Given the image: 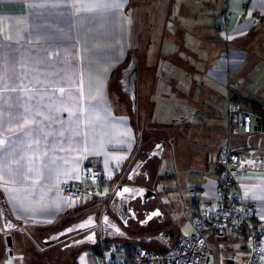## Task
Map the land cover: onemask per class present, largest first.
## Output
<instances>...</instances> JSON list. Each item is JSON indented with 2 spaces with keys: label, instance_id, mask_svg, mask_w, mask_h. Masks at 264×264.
I'll use <instances>...</instances> for the list:
<instances>
[{
  "label": "crops",
  "instance_id": "crops-1",
  "mask_svg": "<svg viewBox=\"0 0 264 264\" xmlns=\"http://www.w3.org/2000/svg\"><path fill=\"white\" fill-rule=\"evenodd\" d=\"M131 53L138 62L137 115L119 83ZM244 98L264 105V0H0V209L7 207L18 227L34 231L76 206L110 198L136 159L161 141L136 155L146 121L170 130L169 136L173 129L183 138L189 129L199 136L214 132L219 150L230 146L264 159L257 117L249 135L229 130V102L238 99L251 111ZM96 155L105 158L97 192L79 201L67 198L60 182L79 181L84 163ZM155 158L144 168L154 189L155 182L175 181L178 172L182 180L189 174L185 185L168 190L196 197L192 216L214 199L217 155L205 164L174 157V169L162 181L152 173ZM233 185L264 218V167L236 176ZM159 209L166 217L167 210ZM169 227L173 245L183 235ZM3 230L0 264H12ZM207 238L211 250L217 241L228 251L226 264L246 263L245 233L228 229ZM130 241L165 248L157 241Z\"/></svg>",
  "mask_w": 264,
  "mask_h": 264
},
{
  "label": "built area",
  "instance_id": "built-area-1",
  "mask_svg": "<svg viewBox=\"0 0 264 264\" xmlns=\"http://www.w3.org/2000/svg\"><path fill=\"white\" fill-rule=\"evenodd\" d=\"M255 122L254 115L243 109L238 102H229L230 131L249 135L254 131ZM217 162L219 172L215 197L193 216V233L180 236L170 249L162 251L151 250L147 246L133 247L131 258L119 253V249L124 251L125 248L113 246L101 264H129V261L132 264H211L212 250L207 234L228 229L247 235L249 255L245 264H263L264 218L257 215V203L244 201L232 190V186L236 176L264 167V159L248 156L226 146L218 151ZM104 166L105 158L96 155L84 163L79 181L64 179L59 188L72 200L79 201L92 196L98 190Z\"/></svg>",
  "mask_w": 264,
  "mask_h": 264
},
{
  "label": "rangeland",
  "instance_id": "rangeland-1",
  "mask_svg": "<svg viewBox=\"0 0 264 264\" xmlns=\"http://www.w3.org/2000/svg\"><path fill=\"white\" fill-rule=\"evenodd\" d=\"M111 88L115 91L117 89L116 83L113 82ZM118 103L121 104V107L125 110L129 111L127 103H121L120 100ZM146 125L149 127H146ZM195 130L196 129L187 130L183 138L179 135V129H173V136H169L170 130L164 132L163 129L157 128L154 123L146 121L142 124V127H139V131L141 132V143L136 155L139 156L142 148L144 146L150 147L155 140L158 141L161 139L166 142L163 159L155 158L154 161H152V173L157 174L156 179L159 181L163 180L164 176L168 175V172L173 171L174 157L177 160L181 158L182 163L184 162L185 164L188 162L191 164H205L209 158H214L215 155H217L220 147L219 143L221 141H219L215 135L212 136L214 132L210 136L208 131H202L199 136L198 134L196 135ZM190 131L194 133L190 134ZM178 167L182 169L185 168V165L181 164ZM187 179L182 180L181 174L178 172L175 181H166L167 183L163 181L159 186L155 182L160 208H165L167 210V216H163V227L176 225L181 229V234L183 236L185 234H191L194 228L191 216L193 199L196 197L187 195L183 190H179V193L175 195L176 193L168 189L177 188L179 184L185 185L186 182H188ZM102 188L104 194L109 190L107 184H104ZM102 204L103 200L96 203L88 202L87 204H81L71 209L65 217L60 218L55 224L46 226L45 228H35L34 231L28 230V228L22 225L11 232H5V230H3L6 235V243L8 244L7 235H11L12 241H14L13 245L7 248L6 257L12 264H73L77 258H79L78 260L81 264H94L96 261H102L103 255H97L95 250L90 246L79 248L64 247V245L70 241L69 235L51 244H43L41 242L45 234L58 231L68 226L70 223L84 218L91 212L99 213L98 211H94V209H98ZM160 223L153 220L146 230L153 231ZM2 228L3 223L0 213V229ZM102 244L101 242L100 245ZM212 244L214 248L212 249L213 264L216 258L222 261V264H226L225 260H227L228 251L222 250L221 246L218 247L219 243H217V241L211 243V245ZM140 245L141 244H134L136 247ZM112 246L124 248L128 245L121 240H114ZM146 246L159 249V246L154 243L147 244ZM101 251L103 252L106 250L102 249Z\"/></svg>",
  "mask_w": 264,
  "mask_h": 264
},
{
  "label": "water",
  "instance_id": "water-1",
  "mask_svg": "<svg viewBox=\"0 0 264 264\" xmlns=\"http://www.w3.org/2000/svg\"><path fill=\"white\" fill-rule=\"evenodd\" d=\"M138 62L136 53H131L129 62L121 70L119 83L124 94L130 100L132 111L137 115V79H138ZM165 151V141L161 140L155 143V146L147 151V157H139L136 159L126 177L117 186V189L109 202L110 212H104L100 217L99 213L91 212L84 218L70 223L68 226L54 232L50 237L42 241L43 244H51L73 233L82 232L91 229V231L79 238L70 240L64 247L79 248L85 245L96 246L100 238L106 241L125 239L135 241H157L165 246L166 249L172 247V229L162 230L152 237H143L138 240L131 237L119 224L121 220L125 225L129 219L138 220L139 217L131 206V203L136 200H141L142 205H145L150 200L157 198V192L146 185H139L138 179L142 176L149 178V173L144 170L150 159L157 157L162 159ZM1 217L5 232H11L18 228V223L13 219L9 209L1 207ZM128 216H124V214ZM162 213L159 208L150 211L144 219L142 225H147L150 221L156 219L159 223L163 221L160 217ZM115 215V217L113 216ZM9 246L13 245L12 236L7 235ZM12 253V252H11Z\"/></svg>",
  "mask_w": 264,
  "mask_h": 264
},
{
  "label": "flooded vegetation",
  "instance_id": "flooded-vegetation-1",
  "mask_svg": "<svg viewBox=\"0 0 264 264\" xmlns=\"http://www.w3.org/2000/svg\"><path fill=\"white\" fill-rule=\"evenodd\" d=\"M123 178H120V181L119 182H121L123 180ZM137 183L139 185H146L148 187H151L153 190H155L154 187H153V183H152V180L151 179H146L145 177H140L138 179V182ZM107 196H109V194L106 195L105 200L103 201V204L101 205V207H98V209H94V211H98L99 212V217L104 212H110V210H109V202L111 201L112 196L110 198H108ZM131 206L136 211L139 219L138 220L129 219L128 220V224H126V225L121 220H118L119 221V224L122 226V228L131 237H134L135 239L138 240L139 238H143V237H152L153 235H156L157 233H159L162 230L171 229V227H163V221H164V217H163L164 215L163 214L160 215V217H163L162 218L163 221L160 224H158L157 228L155 230H153V231L146 230V228L149 226V224H150L151 221L147 225H142V223H141L142 219H144L145 216L150 211H152V210H154L156 208H160V203L158 202V196H157V198L155 200H151L148 203H146L145 205H142L141 200L138 199V200L132 202L131 203ZM126 215L128 216V214L125 213L124 216H126ZM113 216L115 217V215H113ZM154 220H156V219H154ZM90 231H91V229L85 230V231H82V232H77V233L70 234L69 235V237H70L69 239L72 240V239L79 238V237H81L83 235L88 234ZM53 233L54 232L47 233V235H45V237L41 240V242L43 240H45L46 238L50 237V235L53 234ZM171 233H172V236H173L172 239H174V231H171ZM72 236H75V237H72ZM119 240L123 241L125 244L128 245V247H131V248L136 247V246H134V244H140L141 243V242L137 243V242H133V241H130V240H125V239H119ZM104 241H106V240H103V239L100 238L99 243L97 245H100V243L101 242L103 243ZM113 241L114 240H111L109 242H113ZM85 246H89V245H85ZM90 247H92V246H90ZM70 248H72V247H70Z\"/></svg>",
  "mask_w": 264,
  "mask_h": 264
},
{
  "label": "trees",
  "instance_id": "trees-1",
  "mask_svg": "<svg viewBox=\"0 0 264 264\" xmlns=\"http://www.w3.org/2000/svg\"><path fill=\"white\" fill-rule=\"evenodd\" d=\"M243 100L249 104V105H247V106H249V107L251 108V111L245 109V108L240 104V102H239L240 100H238V99H234V101L238 102V103L242 106L243 109H245L246 111L252 113V114L254 115V117H257V118H258V120H259V124H260V125H258L257 128H259V126H261V128H264V105H263L262 103L256 101V100H254V99H247V98H244ZM245 102H244V103H245ZM166 176H167V175H166ZM166 176H164L163 180L166 179ZM156 178H157V174L154 175V179H155L156 181H159V180H157ZM160 181H162V180H160ZM197 208H198V209H197ZM197 208H196V211H195V213L193 214V216H194L196 213L199 212V209H200V208H199V207H197ZM193 216H192V218H193ZM112 244H113V242L104 241L102 245H96V246H93L92 248L95 250V252H96L97 255H99V256L101 255V256H102V255L104 254L105 251L102 252L101 250L104 249V250L107 251V250L111 249V248L113 247ZM140 246H146V245L141 244ZM147 247H148V246H147ZM124 248H125L124 251H122V250L119 249V253L125 255V257L131 258V255H132V252H133L134 249H133V248H130V247H128V246H125ZM148 248L151 249V250H157V249H153V248H150V247H148ZM162 250H166V248H164V249H160L159 251H162ZM123 255H122V256H123ZM130 263L132 264L131 261H129V264H130ZM73 264H79V263H78V258L75 260V262H74Z\"/></svg>",
  "mask_w": 264,
  "mask_h": 264
},
{
  "label": "bare ground",
  "instance_id": "bare-ground-1",
  "mask_svg": "<svg viewBox=\"0 0 264 264\" xmlns=\"http://www.w3.org/2000/svg\"><path fill=\"white\" fill-rule=\"evenodd\" d=\"M260 125V124H259ZM239 134V133H238ZM241 135V134H240ZM231 143H232V141H231ZM218 177V176H217ZM234 186V185H233Z\"/></svg>",
  "mask_w": 264,
  "mask_h": 264
}]
</instances>
